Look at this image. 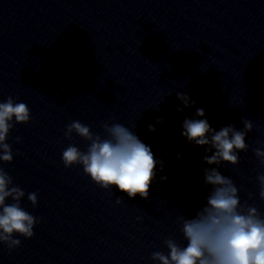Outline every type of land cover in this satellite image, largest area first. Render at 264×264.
I'll list each match as a JSON object with an SVG mask.
<instances>
[{"label": "clouds", "instance_id": "9594fccd", "mask_svg": "<svg viewBox=\"0 0 264 264\" xmlns=\"http://www.w3.org/2000/svg\"><path fill=\"white\" fill-rule=\"evenodd\" d=\"M177 99L185 107L195 102L186 92H177ZM178 111H183L177 108ZM203 108L196 109L197 117H205ZM30 110L24 102H14L9 96L0 102V245H6L9 251L21 245L16 234L26 239L34 235V226L38 219L21 207L25 192L13 184L12 177L4 170L3 163L13 161L12 147L7 138L15 124L30 122ZM14 121V123H13ZM160 121H158L159 123ZM243 129L234 126L213 129L207 119H185L182 124L183 135L190 143L207 146L202 162L216 165L204 169L203 189L211 186L206 197V205L197 209L195 216L181 214L177 223L181 226L186 246L169 237L164 240L167 254L162 251L152 253V260L159 264H264V215L247 201L242 202L239 189L229 176L222 175L218 168L222 164L238 165L239 152H246L249 145L246 136L253 129L248 119H242ZM106 136L93 133L89 126L80 121H72L66 126L65 137L72 139L73 133L89 142L87 151L69 144L62 152V161L66 168L81 165L91 180L109 190L113 186L129 198L139 195L149 198V190L155 179L156 165L163 171L164 162L157 161L150 146L143 143L137 135L124 124H102ZM149 131L156 128L149 125ZM20 143L21 138L17 137ZM260 164L264 166V150H253ZM211 152V155H207ZM179 156V154H178ZM166 176L161 177L165 181ZM259 197L264 200V174L256 177ZM252 194H249V199ZM11 199L12 203L6 201ZM33 207L38 204L37 193L27 194ZM117 197L116 203H122ZM139 219V218H138Z\"/></svg>", "mask_w": 264, "mask_h": 264}]
</instances>
